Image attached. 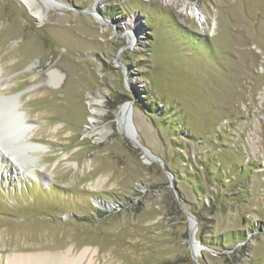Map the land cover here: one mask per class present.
Returning <instances> with one entry per match:
<instances>
[{"label":"rangeland","instance_id":"374dc122","mask_svg":"<svg viewBox=\"0 0 264 264\" xmlns=\"http://www.w3.org/2000/svg\"><path fill=\"white\" fill-rule=\"evenodd\" d=\"M99 1L0 0V264H264V0Z\"/></svg>","mask_w":264,"mask_h":264},{"label":"bare ground","instance_id":"6f19581e","mask_svg":"<svg viewBox=\"0 0 264 264\" xmlns=\"http://www.w3.org/2000/svg\"><path fill=\"white\" fill-rule=\"evenodd\" d=\"M166 1L168 2V4H173V3L179 4L182 1L183 7H186V6L189 5L187 2H185L183 0H166ZM29 3H30V11H31V13L35 17H37L38 19L41 18L42 17V13H41L42 10L38 6H35L32 2H29ZM190 10H191V13H192L191 15L192 16L197 15V11H195L193 8H190ZM127 26H128L129 30L134 31L135 34L138 35L139 30H138V25H137L136 21L135 22H133V20L129 21ZM2 87H3V83L1 81L0 82V89ZM10 101L12 102L13 108L17 109V107H18L17 100L16 99H10ZM101 104H102L101 99H95L92 102V111H91V116H90L92 127L96 126V123H97L98 119L101 116ZM17 115H19V117H22V116H20L21 115L20 113H17ZM21 119H23V118H21ZM23 123H24V125H23V128L21 129L23 131V133L21 134V136L23 135L24 138H27L28 137V132L30 130H32V126L29 125V124H26L25 120H23ZM125 124L128 125V127H129V129H128L129 132L128 133H129L130 136H132V130H133L132 127H131V125H132V113H131L130 107L128 105H125L124 108H123V111H122L121 125H125ZM135 130L136 129L134 128V131ZM31 148H32V150H37L38 149V147H35L34 145H32ZM4 150L6 151L5 148H3V147L1 148L0 147V154H5L6 156L10 157L9 155H7L4 152ZM9 154H11V153H9ZM14 161H17V160H14ZM19 165L23 166L24 165L23 161H22V163H19ZM104 206L106 208H112V206L108 205V204H105ZM195 240H196V238H195ZM193 243L197 247V252L194 251ZM192 249L194 251V254H196V255L199 254L200 251H202V249L199 248V246L197 245L196 241H194V240L192 241ZM7 264H84V263H83L82 258L81 259L77 258V257H75V256H73L71 254H66V255H64V254L63 255H57V254H43V255L42 254H40V255L23 254V255L10 256L8 258Z\"/></svg>","mask_w":264,"mask_h":264},{"label":"water","instance_id":"95a60500","mask_svg":"<svg viewBox=\"0 0 264 264\" xmlns=\"http://www.w3.org/2000/svg\"><path fill=\"white\" fill-rule=\"evenodd\" d=\"M129 107H130V111H131V109H132V103L130 102V103H128L127 104ZM134 132H136V130L134 131ZM139 145V144H138ZM140 146V145H139ZM142 147V146H141ZM12 154V153H11ZM190 216V218L192 219L191 221L193 222V233H192V241L194 240V241H196V243H197V245L199 246V248H201V249H204V248H206L203 244H201L200 242H198L197 240H195V235H196V231H197V229H198V222H197V220L192 216V215H189ZM191 244H192V242H191Z\"/></svg>","mask_w":264,"mask_h":264}]
</instances>
